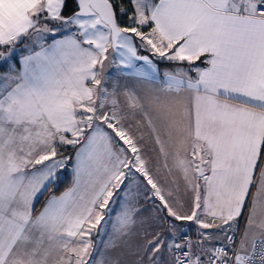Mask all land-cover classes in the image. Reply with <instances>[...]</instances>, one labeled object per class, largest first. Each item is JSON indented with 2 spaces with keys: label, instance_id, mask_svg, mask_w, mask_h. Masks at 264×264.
Segmentation results:
<instances>
[{
  "label": "snow or ice",
  "instance_id": "obj_1",
  "mask_svg": "<svg viewBox=\"0 0 264 264\" xmlns=\"http://www.w3.org/2000/svg\"><path fill=\"white\" fill-rule=\"evenodd\" d=\"M129 2L0 0V264H264V0Z\"/></svg>",
  "mask_w": 264,
  "mask_h": 264
},
{
  "label": "crops",
  "instance_id": "obj_2",
  "mask_svg": "<svg viewBox=\"0 0 264 264\" xmlns=\"http://www.w3.org/2000/svg\"><path fill=\"white\" fill-rule=\"evenodd\" d=\"M52 26H55V27H60V25L57 23V24H54V25H52ZM144 31H147L148 29L147 28H145V29H143ZM72 31H75V28L73 27L72 28ZM68 34H70V32H63L62 33V35H68ZM57 38H60V36H57ZM49 42H50V40H49ZM18 48H19V50H18V52H17V56H22V55H26L27 53L24 51V48H23V45H20V46H18ZM109 52L111 53V50H109ZM141 55H151L150 54V52H148V51H141V53H140ZM109 58L111 59V55L109 56ZM156 59L158 58V59H160L159 57H155ZM155 58H154V60H155ZM161 60V59H160ZM155 62H156V60H155ZM13 63H15V66L18 68V67H20V65L18 64V63H16L15 62V60L13 61ZM106 63V65H107V61L105 62ZM139 63H142V62H139ZM157 63V62H156ZM196 63V66H199V67H205L206 65L204 64V63H202L201 61H197V62H195ZM158 64V63H157ZM159 65V64H158ZM174 66H176L175 64H172V65H167V66H159L161 69H165V68H171V67H174ZM181 66H183V67H187V64H184V65H181ZM6 71H8V66L7 65H5L4 67H0V74H2V73H4V72H6ZM107 74L108 75H110V76H114V74H115V69H113V68H108L107 69ZM193 75H195V73H192ZM120 83L121 84H123L124 83V81H123V79H121V81H120ZM129 83H130V81H129ZM109 87H110V85H109ZM136 119H140V117L139 116H137L136 117ZM129 123H131V124H133L134 125V127H133V129H132V131H133V133L135 134V133H137L138 131H144V133H145V142L147 143V146H148V152L146 153L149 157H150V160H151V165H152V167H153V169H155V167H157L162 161H161V158L159 157V153H158V150L156 149V146L152 143V141H151V139L149 138V135H148V130L147 129H137L136 127H135V120H133V119H130L129 121H128ZM127 126V125H126ZM70 172L72 173V176H73V178H74V173H73V170H72V165H71V167H70ZM156 173L154 172V175H155ZM164 175H166V173H164L163 172V169L161 168V173L158 175V179H161L162 180V178H163V176ZM61 176L63 177L64 176V171L61 173ZM72 184H73V180H72ZM72 184L70 185V187L72 186ZM69 188V187H68ZM45 190H43L41 193H39L38 194V196H37V199H36V202H37V200L39 199V197L42 195V193L44 192ZM142 191H143V189H142ZM253 191H254V189H253ZM64 192V191H63ZM61 194V193H60ZM60 194H57V196L58 195H60ZM145 195H150V193H145ZM52 196V195H51ZM50 196V197H51ZM49 197V198H50ZM48 198V199H49ZM47 199V200H48ZM36 202H35V204H36ZM46 203V202H45ZM35 206V205H34ZM140 206H142V208L144 209V211L142 212V215L143 216H148L149 215V213L151 212V210H152V204H151V202L150 201H145V200H143V199H141V201H140ZM245 214H246V211H245ZM247 215V214H246ZM109 232H111V227H110V225H109ZM191 231H192V235H193V237L195 236V226L194 225H192L191 226ZM95 238V240L94 241H96L98 238L97 237H93V239ZM104 239H107V237L105 236L104 237ZM130 243H132V244H135L136 243V241H135V239H133ZM101 248H102V245L100 246ZM128 251H129V249H128V247H122V248H120V249H117L116 250V252H114V253H112L113 255H120V257H121V259L122 260H125V261H128V260H131L132 259V257L131 256H129L128 255Z\"/></svg>",
  "mask_w": 264,
  "mask_h": 264
},
{
  "label": "trees",
  "instance_id": "obj_3",
  "mask_svg": "<svg viewBox=\"0 0 264 264\" xmlns=\"http://www.w3.org/2000/svg\"><path fill=\"white\" fill-rule=\"evenodd\" d=\"M121 3L124 4L125 7L131 8V4L129 0H120ZM74 10H78L76 7V0H67V5L65 10L63 11V15L68 16L73 13ZM120 22L122 26H127L129 24V20L127 16L120 17ZM52 25L57 24L56 22H51ZM156 62L159 64V66H167L172 65L174 63H169L167 61H162L160 59H156ZM64 155H72L74 157L75 149L71 147H64L61 149ZM71 163L68 165V167L64 170V176L62 179H60L56 184L49 187L47 190H45L42 195L39 197L35 204V209L38 211L40 210L47 199L51 195H57L65 191L70 185L72 184L73 176L70 172Z\"/></svg>",
  "mask_w": 264,
  "mask_h": 264
},
{
  "label": "built area",
  "instance_id": "obj_4",
  "mask_svg": "<svg viewBox=\"0 0 264 264\" xmlns=\"http://www.w3.org/2000/svg\"><path fill=\"white\" fill-rule=\"evenodd\" d=\"M245 216H246V214H245ZM240 228H241V230H243V220H241Z\"/></svg>",
  "mask_w": 264,
  "mask_h": 264
},
{
  "label": "rangeland",
  "instance_id": "obj_5",
  "mask_svg": "<svg viewBox=\"0 0 264 264\" xmlns=\"http://www.w3.org/2000/svg\"><path fill=\"white\" fill-rule=\"evenodd\" d=\"M62 178H63V177L61 176V178H60V179H62ZM60 179H59V180H60ZM246 214H247V211H246ZM94 240H95V238H94Z\"/></svg>",
  "mask_w": 264,
  "mask_h": 264
}]
</instances>
